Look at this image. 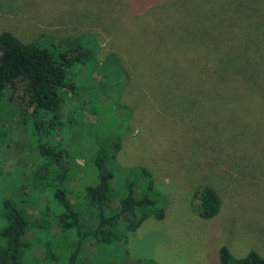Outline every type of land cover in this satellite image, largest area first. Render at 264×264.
<instances>
[{"label": "rangeland", "instance_id": "374dc122", "mask_svg": "<svg viewBox=\"0 0 264 264\" xmlns=\"http://www.w3.org/2000/svg\"><path fill=\"white\" fill-rule=\"evenodd\" d=\"M5 29L47 44L82 37L96 50L91 66L116 52L131 71L120 99L134 110L133 130L118 160L152 172V193L166 214L148 217L126 240L86 243L80 264H220L222 245L235 257L252 249L264 256V0H0ZM106 83L94 111L108 118ZM13 109L0 97V128L10 133L0 136L4 173L40 159L17 127L8 128ZM203 186L221 197L212 219L194 204ZM36 231L29 227L25 238ZM31 255L44 257L38 245Z\"/></svg>", "mask_w": 264, "mask_h": 264}, {"label": "trees", "instance_id": "16d2710c", "mask_svg": "<svg viewBox=\"0 0 264 264\" xmlns=\"http://www.w3.org/2000/svg\"><path fill=\"white\" fill-rule=\"evenodd\" d=\"M81 38L66 36L47 44L0 31V97L7 96L16 120L8 128L17 127L40 158L27 170L22 163L13 171L0 170V184L8 188L0 187V264H80L86 243L114 244L148 217H165V207L152 193V172L118 160L123 140L133 130L134 110L120 99L131 71L116 52L91 66L96 50ZM158 55L165 59V50ZM86 77L91 80L84 81ZM106 82L108 118L94 111V101L105 99ZM95 118L98 125L92 123ZM3 129L0 136L7 131L6 138L9 129ZM40 194L49 195L48 201H40ZM193 200L202 218L220 212L221 197L213 186L196 188ZM30 205L37 212L28 216ZM29 227L37 229L33 239L25 238ZM37 245L43 258L31 255ZM219 262L264 264V256L252 249L235 257L222 245Z\"/></svg>", "mask_w": 264, "mask_h": 264}]
</instances>
